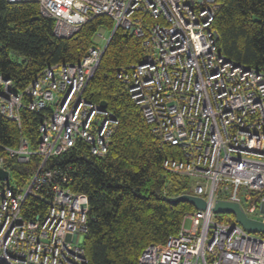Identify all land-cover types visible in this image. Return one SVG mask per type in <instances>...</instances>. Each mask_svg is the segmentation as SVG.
I'll return each mask as SVG.
<instances>
[{"label": "built area", "instance_id": "built-area-1", "mask_svg": "<svg viewBox=\"0 0 264 264\" xmlns=\"http://www.w3.org/2000/svg\"><path fill=\"white\" fill-rule=\"evenodd\" d=\"M32 1L52 19L57 37H70L86 21L106 15L113 21L109 36L120 28L141 40L145 56L117 76L151 130L180 147L182 158L165 166L187 175L188 194L206 201L205 209L183 217L177 234L145 247L138 264H264V238L218 220L211 210L216 200H229L264 221V68L218 51L215 0ZM109 36L103 46H89L79 62L46 66L22 89L0 74L1 116L19 125L22 108L43 115L35 150L20 136L0 155V168L8 171L0 180V264H88L82 246L87 197L70 189L66 169L47 161L77 141L93 155L107 152L118 121L84 90ZM35 153L41 157L37 168L15 187L5 157L27 162ZM28 197L43 208L27 216Z\"/></svg>", "mask_w": 264, "mask_h": 264}, {"label": "trees", "instance_id": "trees-1", "mask_svg": "<svg viewBox=\"0 0 264 264\" xmlns=\"http://www.w3.org/2000/svg\"><path fill=\"white\" fill-rule=\"evenodd\" d=\"M215 2L213 26L218 51L246 66L264 68V0ZM112 26L110 17L97 15L70 37H57L52 33V19L40 14L36 1L0 0V74L22 89L46 66L79 62L95 43V33L100 28L110 33ZM144 56L139 38L116 29L84 90L89 101H106L118 121L107 152L93 155L87 144L77 141L47 161L66 169L70 189L87 197L88 222L82 246L88 264H138L145 247L164 243L177 234L183 217L196 209L187 201H168L191 192L190 178L165 166L167 160L181 159L182 151L162 142L151 130L117 76L120 69ZM42 116L22 108L18 125L0 115V155L4 147H16L20 136L35 150ZM40 159L36 153L27 162L5 157L15 187L29 181ZM41 208L43 203L32 197L23 206L27 216ZM215 217L234 222L232 214ZM257 234L264 238V234Z\"/></svg>", "mask_w": 264, "mask_h": 264}, {"label": "water", "instance_id": "water-1", "mask_svg": "<svg viewBox=\"0 0 264 264\" xmlns=\"http://www.w3.org/2000/svg\"><path fill=\"white\" fill-rule=\"evenodd\" d=\"M112 35L109 36V39L104 47V50L110 40ZM101 106L105 107L107 105L106 101H100ZM8 178V171L0 168V180ZM168 201L172 204L187 201L190 202L196 209H205L206 201L197 195L184 193L178 196L168 198ZM214 214H232L234 221L242 226L245 230L253 233H262L264 234V221L251 218L247 216L244 209L238 202H233L229 200H216L215 204L211 208Z\"/></svg>", "mask_w": 264, "mask_h": 264}, {"label": "rangeland", "instance_id": "rangeland-1", "mask_svg": "<svg viewBox=\"0 0 264 264\" xmlns=\"http://www.w3.org/2000/svg\"><path fill=\"white\" fill-rule=\"evenodd\" d=\"M99 34H101L102 36H99ZM109 31L104 29V28H100L94 35L93 40L94 42H96L99 45H104L106 42V39L109 36ZM251 216L255 217V215L250 214ZM186 225H188V221L186 222Z\"/></svg>", "mask_w": 264, "mask_h": 264}]
</instances>
